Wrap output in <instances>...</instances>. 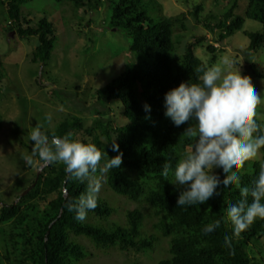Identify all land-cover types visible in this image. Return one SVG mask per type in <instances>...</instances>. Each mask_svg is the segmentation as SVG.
<instances>
[{
	"label": "trees",
	"instance_id": "16d2710c",
	"mask_svg": "<svg viewBox=\"0 0 264 264\" xmlns=\"http://www.w3.org/2000/svg\"><path fill=\"white\" fill-rule=\"evenodd\" d=\"M31 1L0 0V3L10 19V32L17 30L22 36L37 37L31 60L45 66L53 56L57 29L45 18L36 25L31 24L30 15L22 12V7ZM55 2H71L77 10L91 11L98 8L101 0ZM108 2L111 26L123 30L131 39L130 52L134 60L110 83L98 89L96 96L111 107H107L109 110L112 103L121 104L126 123L113 127L111 120L102 125L101 120L96 119L93 127H87L82 118L73 116L60 121L54 130L45 131L59 136L71 131L74 138L82 133L81 140H90L107 152L101 164L118 154L111 147L116 139L123 152V163L120 168L109 170L102 184L133 201L148 204L151 208L148 215L157 221L151 231L141 233L139 226L146 215L134 209L129 213L130 229L107 224L114 209L100 196L98 206L88 212L87 218L77 221L75 212H69L65 205L68 199L76 200L85 192L86 183L69 179L62 163L51 164L35 175L27 186L30 190L18 196V202L8 203L0 198V222L4 224L6 248L3 260L7 264H83L86 258L95 256L93 249L108 256L130 250L145 253L163 238L167 254L157 264H264V258L256 251L257 244L264 245V219L257 218L238 238L233 236L227 208L241 199L235 186L221 185L217 189L219 194L203 204L177 206L184 186L173 183L175 166L178 159L187 154L195 137L184 134L188 123L177 127L165 116V94L181 82H198L195 69L207 65L196 55L194 43L182 49L179 31L187 28V15L161 14L158 0ZM216 2V6H220V2L231 6L223 14L210 11L202 17L203 5L199 4L191 13L197 23L205 25L210 32L218 30V41L224 42L243 29L247 18L253 19L263 25V30L245 31L250 39L249 49L257 52L264 47V0H247L244 16L236 14L240 0ZM152 6L158 9L154 16ZM207 49L215 53L216 46L209 44ZM250 72L251 77L264 80V73L255 64L250 65ZM146 103L150 105V112L145 111ZM189 123L195 127L196 121ZM257 134L264 135V130L261 128ZM260 152V159L248 161L239 171L241 187L254 186L260 165L264 163V148ZM166 162L172 165L167 178L163 175ZM214 172L221 180L225 176L221 168ZM51 195L55 196L48 199ZM217 220L220 226L215 231L208 234L202 231ZM225 236L232 237L231 249L225 246ZM123 264L143 262L139 259Z\"/></svg>",
	"mask_w": 264,
	"mask_h": 264
},
{
	"label": "rangeland",
	"instance_id": "374dc122",
	"mask_svg": "<svg viewBox=\"0 0 264 264\" xmlns=\"http://www.w3.org/2000/svg\"><path fill=\"white\" fill-rule=\"evenodd\" d=\"M216 1L158 0L161 14L187 15V28L179 31L178 35L182 49L194 43L196 55L208 66L228 57L235 62L234 68L240 67L242 74L250 76L257 92L264 98V80L250 75L251 64L264 73V47L257 52L251 51L250 39L245 35V31H262L263 25L247 18L242 30L219 42L218 30L210 32L191 15L199 4L203 5L202 17L210 11L223 14L231 6L226 2L216 6ZM246 6L247 0H240L236 14L244 16ZM22 12L30 15L32 25L42 18L55 24L57 41L47 65L32 62L37 37L22 36L17 30L10 32V19L0 3V198L8 203L18 202V196L24 194L35 175L43 169L39 166L38 157H34L37 165L31 167L26 166L22 158L32 153L31 132L38 123L44 131L54 130L60 121L73 116L82 118L87 127H93L96 119H100L102 125L111 120L113 127L126 123L122 117V105L112 103L109 110L108 104L97 100L96 92L134 60L130 52L131 39L123 30L111 26V4L108 0H101L98 8L91 11L77 10L71 2L32 0L22 7ZM157 13L158 9L152 6V16ZM23 26H27L25 22ZM209 44L216 46L215 53L207 49ZM257 111L259 124L264 130V104ZM48 115L52 117L50 121L47 120ZM82 137V133L78 135V139ZM260 158L261 152L253 160ZM99 196L114 209L107 224L115 223L128 230L132 226L129 213L140 209L146 215L139 226L140 232L153 229L157 218L148 215L151 211L148 204L117 194L105 184H102ZM3 227L0 222V264H7L2 258L6 249ZM164 241L161 238L154 249L145 253L130 250L108 256L93 249L95 256L86 258L83 264H123L139 259L143 264H157L167 254ZM256 251L264 258V245L257 244Z\"/></svg>",
	"mask_w": 264,
	"mask_h": 264
},
{
	"label": "clouds",
	"instance_id": "9594fccd",
	"mask_svg": "<svg viewBox=\"0 0 264 264\" xmlns=\"http://www.w3.org/2000/svg\"><path fill=\"white\" fill-rule=\"evenodd\" d=\"M234 63L224 57L211 66L197 67L198 82H181L169 90L164 105L165 116L177 127L188 123L184 134L195 137L187 154L179 158L175 166L173 183L184 186L177 198V206L203 204L214 194H219L217 189L221 185L225 188L235 186L241 199L228 205L227 217L233 225V236L238 238L257 218L264 219V163L260 165L251 189L241 187L238 174L264 148V135L257 134L261 131L257 110L264 104V98L257 92L250 76L242 74L240 67L234 68ZM144 108L150 112L147 103ZM51 118V115L47 116V120ZM193 120L196 121L195 127L189 123ZM42 129L38 123L31 132L32 153L22 157L25 165H37L34 157L39 158L41 168L62 163L69 179L86 183L85 192L76 200L68 199L65 205L69 212H75L74 218L82 222L88 212L98 206L102 179L109 170L120 168L123 152L114 139L112 151L118 154L101 164L108 154L96 143L74 138L71 131L59 136L55 133L49 135ZM171 167L170 162L163 165L165 178ZM216 168L225 173L222 180L214 172ZM219 226L217 220L202 231L208 234ZM225 246L231 249L232 237L225 236Z\"/></svg>",
	"mask_w": 264,
	"mask_h": 264
},
{
	"label": "water",
	"instance_id": "95a60500",
	"mask_svg": "<svg viewBox=\"0 0 264 264\" xmlns=\"http://www.w3.org/2000/svg\"><path fill=\"white\" fill-rule=\"evenodd\" d=\"M10 36H13V34L11 33V34H10ZM34 185H35V183H33V185H32V186H34ZM30 188H31V187H29V188H28V189H27V190L24 192V194H27V193H28V191L30 190ZM66 194H67V193H66Z\"/></svg>",
	"mask_w": 264,
	"mask_h": 264
}]
</instances>
